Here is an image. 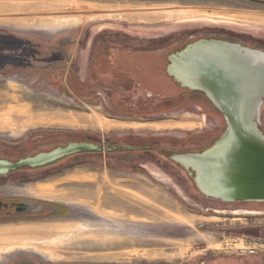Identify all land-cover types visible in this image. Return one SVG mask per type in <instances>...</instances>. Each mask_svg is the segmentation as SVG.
Returning a JSON list of instances; mask_svg holds the SVG:
<instances>
[{"label": "rangeland", "instance_id": "374dc122", "mask_svg": "<svg viewBox=\"0 0 264 264\" xmlns=\"http://www.w3.org/2000/svg\"><path fill=\"white\" fill-rule=\"evenodd\" d=\"M104 1L109 2L108 6L90 3L97 5L99 11L114 10V14L99 15L79 24L77 18L67 24L63 17L64 22L60 23L64 26L48 31L49 34L35 35L29 33L32 30L0 26V154L3 150L15 155L25 145V139L47 129L70 133L71 138L63 142L80 140L103 148L110 140L127 142L129 147L148 146L147 150L121 154L116 150L106 153V158L99 153L81 154L56 167L54 170L61 173L53 177H49L53 170L28 169L0 176V196H36L61 205L67 214L0 222V231L11 234L8 241L0 240V264H264V202L211 200L199 193L186 171L168 158L183 152L185 147H165V141L170 144L171 139L184 140L216 126V120L206 118L201 110L171 103L178 90L162 69L158 78L153 77L154 63L161 61L163 68L168 49L149 52V56H122L120 68L133 77L132 82L129 78L130 89L136 88L132 94L120 86L112 88L110 79H87L85 86H89L77 89L79 93L75 95L71 90L76 87L74 78L61 76L63 63L54 62L61 57L59 48L47 39L68 28L74 29L72 36L76 38L85 24L98 28L109 22L128 25L127 30L134 37L160 36L149 38L144 41L145 46L138 47L152 50L162 48L154 44L159 39L175 36L178 31L199 35L197 32L203 29L197 27L209 30L207 27L225 25L236 32L264 37V8L247 10L241 2L232 0H225L228 5L196 0ZM72 10L78 13L80 8L75 6ZM85 29L80 32L82 37L88 36ZM105 35L113 36L101 33V37ZM137 67L143 72L139 74ZM82 92H86L87 99H80ZM117 100L126 101L117 104ZM153 107L160 113L143 115L145 108ZM178 119L195 124L191 128H151L155 123L181 122L172 121ZM106 122L127 123L129 128H102ZM260 123L264 133V104ZM150 133L159 143H136L137 137ZM158 149L162 150L161 157ZM0 158L18 159L3 155ZM37 188L40 192H30ZM253 248L254 254H239Z\"/></svg>", "mask_w": 264, "mask_h": 264}, {"label": "water", "instance_id": "95a60500", "mask_svg": "<svg viewBox=\"0 0 264 264\" xmlns=\"http://www.w3.org/2000/svg\"><path fill=\"white\" fill-rule=\"evenodd\" d=\"M218 59L222 62L219 66L215 64ZM168 61L167 73L181 87L202 91L207 96L218 90L224 93L215 101L226 122L225 132L211 146L168 158L186 171L196 190L207 198L264 202V133L260 128L264 52L242 47L219 51L212 42L202 40L171 54ZM99 150L101 146L91 143H69L16 161L0 158V176Z\"/></svg>", "mask_w": 264, "mask_h": 264}, {"label": "flooded vegetation", "instance_id": "af4514ba", "mask_svg": "<svg viewBox=\"0 0 264 264\" xmlns=\"http://www.w3.org/2000/svg\"><path fill=\"white\" fill-rule=\"evenodd\" d=\"M199 2H209L211 4H224V5H228L227 3H224L225 0H196ZM234 2H241L242 4V8L247 9V10H256L255 8H264V0H232ZM200 28L199 30L203 29L200 32H197L199 35H191V34H184V32H186L185 30L183 31H178L177 35L175 36H171V37H162L161 39H159V41L157 43H154L155 45H161L162 48H156V49H143V48H138L139 46H145V42L144 41H149L147 40H143V39H139L136 37H131V36H127L126 34L123 33H116L118 35V39L117 44L118 46L122 47L123 49H126L127 53L126 55H134V54H139L142 56H149V52H160V51H167L168 52L164 54V63H163V68H162V64L161 61L159 62L160 64H158V61H156L154 63V67L152 70V75L154 78H158L160 75V71L162 69L163 74L165 77H167L170 81V84H172L176 90H178V93H175V96L177 98H173L171 97V103H173L174 105H179L180 107H191L194 109H198L201 110V112H204V114H206V118H211V121L216 120V126L214 129H209L206 131H202L198 134V136L204 134V133H209L212 135V142L208 143L207 145H205L203 148L201 147V149H197V150H192V151H185V152H181V153H187V152H197V151H201L209 146H211L216 140H218L220 138V136L225 132L226 129V122L223 119L222 115L218 112L217 108V104H216V97L218 95H223L224 93L221 90H218L220 92H212L210 93L208 96L199 90H189L187 88H183L181 87L179 84H177L173 78L171 76L168 75L167 70H166V66L167 61H168V57L181 50L184 46L192 44L194 42L197 41H202V40H206V41H210L214 44V46L216 47L217 50H225L226 48L229 49H238L241 50L242 48L245 49H250V50H255V51H261L264 52V37H255L249 33L246 32H236L233 31L232 29L227 28L225 25H218V26H212V27H207L210 28L209 30H205L206 28L203 27H197ZM186 29V28H184ZM194 29V28H193ZM196 30V29H195ZM188 31V30H187ZM208 31V32H207ZM182 34H184L182 36ZM182 36V37H181ZM157 38H160V36H158ZM167 43V44H166ZM134 45H138V46H134ZM167 45V48H166ZM147 54V55H145ZM125 55V56H126ZM122 56L124 55H119V60H118V69L122 70L120 67H122ZM159 55L155 56L158 57ZM155 59V58H153ZM126 63H129V60L125 59ZM131 63V62H130ZM222 63L220 59H218L217 61H215V64L217 66H219V64ZM120 64V65H119ZM113 67L110 66V69ZM124 70V69H123ZM122 70V71H123ZM140 71V73H142V69H136V71ZM119 71V72H122ZM125 74L124 76H128L129 78H131L132 80V76L130 74V72L124 70ZM135 70H133L134 72ZM113 73L115 74L116 71L113 70ZM118 73V72H117ZM129 74V75H128ZM222 74V73H217V75ZM92 78H97L96 80H92ZM91 79L92 82H98V80H105L104 78H100V77H90L88 79V81ZM87 81V83H88ZM86 85V84H85ZM83 86V89L87 88L86 86ZM213 85L216 86V84L214 83ZM137 87H139L138 84H136ZM158 89H160L159 84H157ZM164 86V85H163ZM218 87H220L218 85ZM136 88L134 87L132 90H135ZM220 89V88H219ZM127 94H132L133 92L130 91H126ZM214 93V94H213ZM217 94V95H215ZM147 98H149L147 96ZM165 97H163L160 101H158L159 105L162 103V101H164ZM149 100V99H148ZM264 104V100L262 103V106ZM48 131H43V130H39L37 131V133L35 135H32L31 137L25 139V145L23 147H21L19 150L21 151H17V152H23V156H28V155H34L38 152H42V151H49L52 148L56 147V146H65L69 143H86L80 140H69L66 142H59L57 144H50L48 146H41L39 147L37 150H30V146L29 144L33 141H37L39 139L42 138H57L60 140H68L69 138H71L69 136L70 133H66L65 131H61L60 129H47ZM66 134H65V133ZM67 132H71V131H67ZM129 135V134H127ZM125 137V135L123 136ZM66 138V139H64ZM117 138V137H116ZM129 142V141H128ZM123 144H119V143H112V141L107 140L105 142V144L102 145L97 144L98 146H101V150L99 151H94V152H85V153H78V154H74V155H70L68 157H64L61 158L59 160H56L52 163H49L47 165L41 166V167H37V168H32V169H28L30 171H34V172H44L47 170H53L52 171V176L49 175V177H53L59 173H61V171L59 170H54L56 167H58L60 164H62L64 161L68 160L69 158H73V157H79L81 154H89V153H99V154H103V156L106 158V153H115L116 150L118 152L121 153H125V152H134L131 149H127L125 148L126 146H131L129 144H127V142H122ZM124 146V147H123ZM118 148V149H113V148ZM137 148H141L140 150L144 149L147 150L146 147L148 146H143V147H138V146H134ZM102 149H106V151H104V153H102ZM159 151L157 152V154L161 157L160 152L162 150L158 149ZM135 151H139L138 149H136ZM140 152V151H139ZM143 152V151H141ZM2 156V155H1ZM22 157H17L22 158ZM163 157V156H162ZM7 158V157H5ZM104 165H106V162L104 163ZM102 166L99 165L98 168H101ZM26 169V168H25ZM19 171V170H17ZM17 171H13V172H17ZM10 172L7 175L13 173ZM46 179V178H45ZM38 183V182H34ZM211 200H215L212 199ZM218 202L219 200H215ZM235 203H241V201H237ZM67 215L65 212V209L61 206V205H57L55 202L47 200V199H40L39 197L36 196H29V197H23V198H19V197H4V196H0V222H15V221H19L20 219H45V218H55V217H62L61 215ZM256 253V252H254ZM254 253H239L241 256L245 255V254H254ZM208 262H212V260H208Z\"/></svg>", "mask_w": 264, "mask_h": 264}, {"label": "crops", "instance_id": "0c3cea01", "mask_svg": "<svg viewBox=\"0 0 264 264\" xmlns=\"http://www.w3.org/2000/svg\"><path fill=\"white\" fill-rule=\"evenodd\" d=\"M66 1L68 0H0V26L9 30H20L24 32L32 30L29 33L35 35L42 34V32H46L45 34H49L47 33L48 31L56 30L57 27L60 28L64 26V24L62 25L60 23L64 22L63 17L67 18V24H69L70 20L73 18H77L79 24L84 22L85 20L96 18L99 15H112L115 13L114 10L111 9L99 11L97 9V5H93L92 3H90L91 1L96 4L101 3V5L108 6L109 2L104 0L103 2L99 0H87L89 2L76 0L68 2ZM61 6L68 7L65 9H61ZM75 6L80 8L78 13L72 10V8H74ZM72 11H74L73 14L69 13ZM37 13L41 16V18H37ZM104 24V26H100L98 28L94 26L95 24H85L80 27L79 36L76 38L72 36V32L74 29L70 28H68L64 33H52L48 36L49 38L47 39H52L55 42L54 45L59 48V51H57V53L59 52L61 54V57L59 60L54 62L63 63L62 68L64 69L62 71L63 73H61L62 77L77 78L83 85H85L87 83V79H89L90 77L112 79L113 75H115L112 73L113 70L116 71V74L119 76H124L125 74H127L124 70L122 71L118 69V60L120 58L119 55H126L127 51L126 49H123L122 47L115 44L118 42V39H116V33H123L131 37H134L135 34L130 33L127 30L129 26L125 24H122L125 26H119L114 22ZM85 28L88 31V36L82 37L81 33ZM110 32L113 34H111ZM101 33H106L113 36L110 37L105 35L104 37H101ZM136 35L137 38L143 40L158 37L140 36L138 34ZM110 66L113 67V70L112 68L110 69ZM103 67L109 68V70H104L102 69ZM81 79H85V81H82ZM81 94L82 96L80 99H87L85 98L88 97L86 95V92H82ZM97 94L98 93L96 92L94 96H97ZM107 96L109 97L110 94H108ZM180 120L181 122L176 123H155L152 124L151 128H153L154 130L162 128L180 129L189 127L191 128L195 124L193 121H183L184 119L172 121ZM163 122L168 121L164 120ZM135 125L141 127L140 124H129V126L134 127ZM103 127L121 128L128 127V125L127 123L106 122L105 125H102V128ZM105 166L106 165H104V167ZM30 192L38 193L40 191H38L37 188L30 190Z\"/></svg>", "mask_w": 264, "mask_h": 264}, {"label": "trees", "instance_id": "16d2710c", "mask_svg": "<svg viewBox=\"0 0 264 264\" xmlns=\"http://www.w3.org/2000/svg\"><path fill=\"white\" fill-rule=\"evenodd\" d=\"M106 69L109 70V68H105L104 67V70H106ZM96 79L97 78H92V80H96ZM121 79H122V85H120ZM130 79H129L128 76H119V75H117L115 73V75H113V78L110 79L111 80V87L112 88H117V87L120 86L124 91L130 92L132 90V88L130 89V85H131V83L129 82ZM73 80H74V84L76 85V87L75 86L71 87V90L73 91V93H75V95H78L77 93H79V91H77V89H79V88L82 89L84 85L76 78H74ZM131 82H132V80H131ZM124 101H126V100H117L116 102L118 104L119 102L123 103ZM172 106H174V105H172ZM140 110L142 111L143 108H141ZM156 111H158V110H156L155 107H153V109H146L145 108L144 111H143V113H144L143 115H145V114L149 115L150 112L153 113V114L160 113V112H156ZM188 138H185L184 140H180V141L179 140L175 141V140L171 139V141H169L170 144H168L164 140L165 143L167 144V145H165V147L175 148V147H179L180 145H182V147H185V149L184 150L182 149L181 151H183V152L192 151V150L201 149V147L203 148L205 145H207L208 143L212 142V140H213L212 135L209 134V133H204V134H202L200 136L192 135V137L190 136ZM71 140H73V139H71ZM137 141L138 142H136V143H143V144H147V145H153L156 142L159 143V139L158 138H154L152 134H147L144 137H137ZM161 141H163V140H161ZM59 142H63V140L49 137V138H42V139H39L37 141H33V142H31L29 144V146H30V150H37L41 146H48L50 144H57ZM129 143H131V142H129ZM1 151L2 152H1L0 155H3L5 157H7V158H12V157L16 158V157H22L23 156V152L14 153L16 155L15 156V155H13L10 152L8 154V153H5V151H3V150H1ZM11 154L13 156H11Z\"/></svg>", "mask_w": 264, "mask_h": 264}, {"label": "bare ground", "instance_id": "6f19581e", "mask_svg": "<svg viewBox=\"0 0 264 264\" xmlns=\"http://www.w3.org/2000/svg\"><path fill=\"white\" fill-rule=\"evenodd\" d=\"M11 231V230H10ZM16 231V230H15ZM17 233V232H16ZM25 234L26 233H28L29 234V232L28 231H26V232H24ZM20 234H22V233H20ZM27 234V235H28ZM10 236H11V234L9 233V232H6V230H2V231H0V240H4V241H8V239L10 238Z\"/></svg>", "mask_w": 264, "mask_h": 264}, {"label": "built area", "instance_id": "2783aa9c", "mask_svg": "<svg viewBox=\"0 0 264 264\" xmlns=\"http://www.w3.org/2000/svg\"><path fill=\"white\" fill-rule=\"evenodd\" d=\"M244 252H247V251H241V253H244ZM254 252H256V250L253 248V249L248 250L247 253H254Z\"/></svg>", "mask_w": 264, "mask_h": 264}]
</instances>
